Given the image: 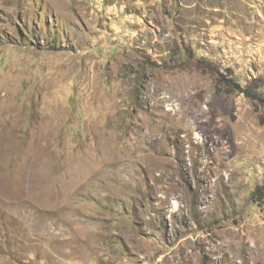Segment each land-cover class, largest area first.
I'll return each mask as SVG.
<instances>
[{
	"label": "rangeland",
	"instance_id": "obj_1",
	"mask_svg": "<svg viewBox=\"0 0 264 264\" xmlns=\"http://www.w3.org/2000/svg\"><path fill=\"white\" fill-rule=\"evenodd\" d=\"M264 0H0V264H264Z\"/></svg>",
	"mask_w": 264,
	"mask_h": 264
},
{
	"label": "trees",
	"instance_id": "obj_2",
	"mask_svg": "<svg viewBox=\"0 0 264 264\" xmlns=\"http://www.w3.org/2000/svg\"><path fill=\"white\" fill-rule=\"evenodd\" d=\"M215 71L217 72V81L223 87L224 93H243L245 97L256 103L264 111V77L254 76L247 80L245 84H241L231 74L226 75L217 70ZM263 192V188L257 187L250 195L251 200L258 206Z\"/></svg>",
	"mask_w": 264,
	"mask_h": 264
}]
</instances>
